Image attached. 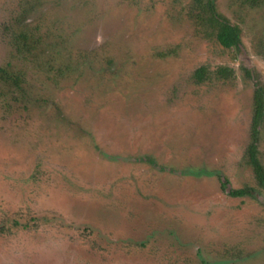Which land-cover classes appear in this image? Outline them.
Wrapping results in <instances>:
<instances>
[{
  "label": "rangeland",
  "instance_id": "obj_1",
  "mask_svg": "<svg viewBox=\"0 0 264 264\" xmlns=\"http://www.w3.org/2000/svg\"><path fill=\"white\" fill-rule=\"evenodd\" d=\"M23 1L0 0V65ZM37 1L28 21L68 40L54 51L96 54L44 77L33 116L0 109V264H264L246 156L264 0H216L242 27L232 49L192 24L190 0ZM202 65L235 75L197 83ZM259 148L264 161V123ZM246 186L257 193H228Z\"/></svg>",
  "mask_w": 264,
  "mask_h": 264
},
{
  "label": "trees",
  "instance_id": "obj_2",
  "mask_svg": "<svg viewBox=\"0 0 264 264\" xmlns=\"http://www.w3.org/2000/svg\"><path fill=\"white\" fill-rule=\"evenodd\" d=\"M253 1L251 8L258 7V0ZM37 0H24L16 12L14 20L5 25L7 42L12 48L7 61L0 65V109L4 114L19 113L33 116L35 110L45 105L47 92L44 77L61 83L60 77H70L76 70L75 62L85 60L96 52L72 54L70 59L55 50L65 47L68 40L62 36L49 35L42 27L43 20L28 21L37 8ZM186 15L193 25L207 38L215 41L225 49L239 48L242 43V27L233 23L219 11L214 0H190L185 5ZM54 51V52H53ZM85 56V57H84ZM72 62V64H71ZM76 65V64H75ZM235 71L228 66L214 69L208 66L198 67L193 76L197 83H205L213 78L230 80ZM56 81V82H55ZM254 115L251 129V142L247 148V161L253 168L258 182L264 187V161L259 148L260 128L264 123V86L258 85L253 95ZM222 187H226L223 183ZM253 188L230 189L233 197H244L252 194ZM28 227V226H26Z\"/></svg>",
  "mask_w": 264,
  "mask_h": 264
},
{
  "label": "flooded vegetation",
  "instance_id": "obj_3",
  "mask_svg": "<svg viewBox=\"0 0 264 264\" xmlns=\"http://www.w3.org/2000/svg\"><path fill=\"white\" fill-rule=\"evenodd\" d=\"M214 1H215V4L217 5L216 0H214ZM242 1H246L248 7H250L251 4L253 3V1H249V0H242ZM225 16H226V15H225ZM226 17H227V16H226ZM229 20H230V19H229ZM240 45H241V44H240ZM231 49H232V48H231ZM220 66H225V65H220ZM228 67H230L232 70H234L231 66H228ZM245 70H246V73L249 74V70H248V68H245ZM234 71H235V70H234ZM258 85H263V86H264V84H262L261 82L256 81V87H257ZM254 174H255V173H254ZM255 177H256V175H255ZM256 180H257V178H256ZM223 183H225V184L227 185L226 182H222V184H223ZM257 183H258V186H259L260 188H264V187L261 186V184L258 182V180H257ZM246 187L252 188V187H250V186H246ZM243 188H244V187H243ZM229 190H230V189H229ZM256 190H257V189L253 188V190H252V194H251V195H247V196H252V195H253V192H254V193H257ZM244 197H245V196H244Z\"/></svg>",
  "mask_w": 264,
  "mask_h": 264
}]
</instances>
